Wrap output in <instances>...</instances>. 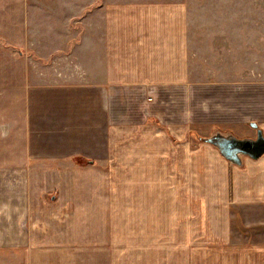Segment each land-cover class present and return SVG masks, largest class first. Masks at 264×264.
Returning <instances> with one entry per match:
<instances>
[{
    "label": "crops",
    "instance_id": "0c3cea01",
    "mask_svg": "<svg viewBox=\"0 0 264 264\" xmlns=\"http://www.w3.org/2000/svg\"><path fill=\"white\" fill-rule=\"evenodd\" d=\"M32 1L0 0V264H264V153L206 140L264 137V78L190 79L193 0H37L50 80Z\"/></svg>",
    "mask_w": 264,
    "mask_h": 264
},
{
    "label": "rangeland",
    "instance_id": "374dc122",
    "mask_svg": "<svg viewBox=\"0 0 264 264\" xmlns=\"http://www.w3.org/2000/svg\"><path fill=\"white\" fill-rule=\"evenodd\" d=\"M32 3L33 14L29 22L32 44L29 58L34 65L42 63L48 79L67 81L66 76L61 77L62 70L63 74H70V69H65V64L51 65L55 57L43 59L39 55V49H45V42L40 41L41 30L45 31L48 26V32H55L56 28L55 25L40 23L39 9L35 8L39 1L34 0ZM192 4L188 41L190 79L218 82L264 78V0H193ZM79 26L82 41L88 34V25ZM75 27L74 25V29ZM49 48L56 47L49 45ZM37 69L39 72L40 67ZM71 80L74 78L71 77ZM68 218L69 214L62 212L49 215V219L58 222H64ZM32 219L29 216L24 224L32 230L46 232V224L33 223Z\"/></svg>",
    "mask_w": 264,
    "mask_h": 264
},
{
    "label": "water",
    "instance_id": "95a60500",
    "mask_svg": "<svg viewBox=\"0 0 264 264\" xmlns=\"http://www.w3.org/2000/svg\"><path fill=\"white\" fill-rule=\"evenodd\" d=\"M215 144L229 159H234L237 153L249 155L251 157H259L264 153V137L261 132L254 140L249 139H235V138H224V140L214 139Z\"/></svg>",
    "mask_w": 264,
    "mask_h": 264
},
{
    "label": "trees",
    "instance_id": "16d2710c",
    "mask_svg": "<svg viewBox=\"0 0 264 264\" xmlns=\"http://www.w3.org/2000/svg\"><path fill=\"white\" fill-rule=\"evenodd\" d=\"M206 140L215 143V140L214 139H206Z\"/></svg>",
    "mask_w": 264,
    "mask_h": 264
}]
</instances>
